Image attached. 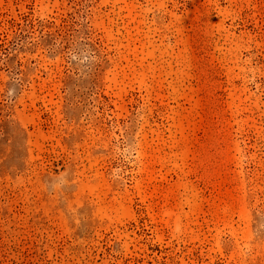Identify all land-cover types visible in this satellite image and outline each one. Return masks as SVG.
<instances>
[{
  "label": "rangeland",
  "instance_id": "1",
  "mask_svg": "<svg viewBox=\"0 0 264 264\" xmlns=\"http://www.w3.org/2000/svg\"><path fill=\"white\" fill-rule=\"evenodd\" d=\"M0 264H264V0H0Z\"/></svg>",
  "mask_w": 264,
  "mask_h": 264
}]
</instances>
